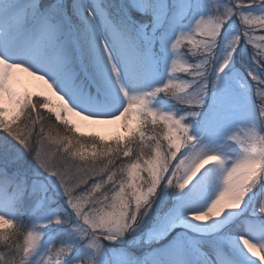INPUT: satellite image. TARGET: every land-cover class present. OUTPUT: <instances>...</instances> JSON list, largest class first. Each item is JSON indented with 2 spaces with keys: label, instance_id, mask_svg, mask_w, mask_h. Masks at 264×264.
<instances>
[{
  "label": "snow or ice",
  "instance_id": "obj_1",
  "mask_svg": "<svg viewBox=\"0 0 264 264\" xmlns=\"http://www.w3.org/2000/svg\"><path fill=\"white\" fill-rule=\"evenodd\" d=\"M0 264H264V0H0Z\"/></svg>",
  "mask_w": 264,
  "mask_h": 264
},
{
  "label": "rangeland",
  "instance_id": "obj_2",
  "mask_svg": "<svg viewBox=\"0 0 264 264\" xmlns=\"http://www.w3.org/2000/svg\"><path fill=\"white\" fill-rule=\"evenodd\" d=\"M104 127L105 126H90V127H87V128H83L82 130L83 131H101L102 132Z\"/></svg>",
  "mask_w": 264,
  "mask_h": 264
},
{
  "label": "bare ground",
  "instance_id": "obj_3",
  "mask_svg": "<svg viewBox=\"0 0 264 264\" xmlns=\"http://www.w3.org/2000/svg\"><path fill=\"white\" fill-rule=\"evenodd\" d=\"M108 127H112L113 129H115L116 126H108Z\"/></svg>",
  "mask_w": 264,
  "mask_h": 264
}]
</instances>
